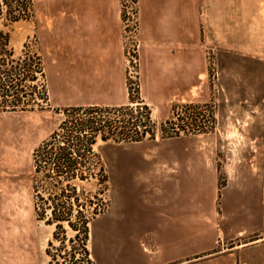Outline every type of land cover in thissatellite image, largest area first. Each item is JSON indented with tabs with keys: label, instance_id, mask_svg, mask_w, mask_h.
Wrapping results in <instances>:
<instances>
[{
	"label": "rangeland",
	"instance_id": "obj_1",
	"mask_svg": "<svg viewBox=\"0 0 264 264\" xmlns=\"http://www.w3.org/2000/svg\"><path fill=\"white\" fill-rule=\"evenodd\" d=\"M31 5L26 21L0 19L14 58L36 54L43 73L30 85L25 111L0 112V264H104L102 250L137 243L138 207L152 201L211 203L206 229L193 227L191 237L203 235L198 248L212 252L194 259L264 238V224L243 237L222 227L221 217L222 202L254 183L252 199L264 215V0ZM125 107H146L153 137L117 144L97 137L93 152L105 168L106 190L94 180L75 183L100 213L86 241L65 224V234L54 238V226L34 213V151L60 133L67 110ZM139 243L154 249L148 236Z\"/></svg>",
	"mask_w": 264,
	"mask_h": 264
},
{
	"label": "trees",
	"instance_id": "obj_2",
	"mask_svg": "<svg viewBox=\"0 0 264 264\" xmlns=\"http://www.w3.org/2000/svg\"><path fill=\"white\" fill-rule=\"evenodd\" d=\"M31 6V0H0V19L8 24L26 21L30 18ZM42 75L41 61L36 54L29 52L14 58L8 36L0 34V112L25 111L27 98L33 97L30 85ZM123 112L128 118L120 120L117 114ZM135 112L138 117L133 116ZM109 114H116V120L108 121L106 116ZM64 115L60 133H53L32 156L34 174L39 179L33 186L34 213L38 221L54 226V238L57 232L65 234V224L75 234V239L82 236L86 241L88 225L100 211L98 206L92 208L91 201L81 199L75 182L94 180L101 193L106 190L105 168L93 152L97 137L103 143H139L147 134L153 137V132L146 107L78 108L67 110ZM192 127L199 131L197 125ZM81 251L87 259L85 244H82Z\"/></svg>",
	"mask_w": 264,
	"mask_h": 264
},
{
	"label": "crops",
	"instance_id": "obj_3",
	"mask_svg": "<svg viewBox=\"0 0 264 264\" xmlns=\"http://www.w3.org/2000/svg\"><path fill=\"white\" fill-rule=\"evenodd\" d=\"M254 187L259 186L250 184L249 187L242 188V194H238L233 202H222V227H235L238 235L244 237L252 229V225L264 224L261 208L252 199ZM199 192L201 196L203 191ZM180 195L184 198L182 192ZM138 209L137 225L141 229L134 237L137 243L125 244L127 248L117 251L102 250L104 264H264V238L216 251L204 259H194L204 252H212V249L198 248L197 240L204 239L203 235L198 238L195 233L194 237L197 238L191 237L193 227L194 230L206 229L207 219L214 213L211 203L198 201L192 207L182 199L177 203L170 200L152 201ZM145 236L150 237L154 243L152 251L147 252L139 243ZM122 239L133 241L129 236ZM179 245L182 249H179Z\"/></svg>",
	"mask_w": 264,
	"mask_h": 264
}]
</instances>
